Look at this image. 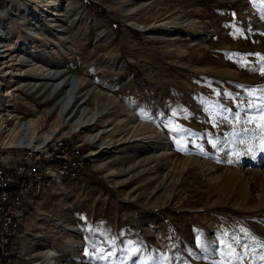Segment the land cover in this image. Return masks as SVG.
Here are the masks:
<instances>
[{"label":"rangeland","instance_id":"1","mask_svg":"<svg viewBox=\"0 0 264 264\" xmlns=\"http://www.w3.org/2000/svg\"><path fill=\"white\" fill-rule=\"evenodd\" d=\"M5 1L10 0L0 3ZM57 3L65 16L50 15L52 8L46 12L40 6L26 19V8L0 29L13 26L20 42L24 24L35 28L43 39L35 38L33 44L44 47L33 59L68 69L74 84L78 77L79 85L88 84L93 99L86 102L91 108L86 117L93 111L97 116L84 129L94 132L100 121L96 118L106 113L99 117L106 120L105 132L94 144L102 143L98 155L112 170L104 174L105 167L93 165L90 143L75 133L63 136L86 154V169L77 179H62L59 193L46 191L59 200L44 205L48 214L42 211V195L32 203L22 219L26 248L47 237L48 247L61 253L66 264L264 263L259 259L264 253L259 247L264 243V207H241L260 198L258 174L264 164L242 162L238 175L224 170L229 159L244 161L262 139L255 124H237L235 114L241 121L256 115L247 103L264 88V6L252 0H70L72 7L63 0ZM139 10L142 13L135 15ZM55 17L64 21L59 31L51 27ZM27 55L23 49L1 60L19 72L17 68L28 66L11 63ZM31 75L0 77V89L18 95L13 112L24 119L41 114L48 125L55 112L48 110L46 92L31 94L20 84L38 81ZM253 90L255 96L250 97ZM8 98L0 96V102ZM134 120L141 125L131 126ZM8 149L11 159L22 155L18 148ZM130 166L128 173L122 171ZM141 168L145 177L129 178ZM156 180L161 184L153 189ZM68 205L73 229L53 218ZM241 228L255 239L245 238ZM66 234L74 246L64 241ZM233 236L249 245H234L240 261L227 257L221 243H232Z\"/></svg>","mask_w":264,"mask_h":264},{"label":"bare ground","instance_id":"2","mask_svg":"<svg viewBox=\"0 0 264 264\" xmlns=\"http://www.w3.org/2000/svg\"><path fill=\"white\" fill-rule=\"evenodd\" d=\"M11 1L13 3L18 2L19 5L17 4L18 6L13 7ZM63 1H66V6L70 5L69 4L70 0L69 1L63 0ZM28 2H32V3L29 5ZM28 5L31 7V9L27 7ZM60 5L61 4L57 3V0H10V1L2 2L0 3V16L2 19L0 21V27H2L1 24L2 25L4 24L5 26L11 25V23L14 20H16V18L26 8H27L26 10L28 11L25 14H23L24 18H26L28 15L31 16L35 11H37V9L40 6H43L46 12H49L48 8H52L49 12L50 15L65 16L66 10L65 9L62 10V7ZM70 7L72 6L70 5ZM144 8L146 9L147 7L143 6L142 9ZM141 10H139L135 15H140L142 13ZM148 16L149 17L152 16V12L148 13ZM28 17L26 19H29ZM52 20L54 23L51 25V27L54 26L56 27V31H59L60 26H63L64 21H62L61 18L58 19L57 17L52 18ZM22 35H23V40L17 42L19 32L17 30H14L13 26L9 27L6 30H3L2 28L0 29V49H1L0 64L2 65V68H0V77L8 76L9 74L23 75V73H27V72L32 74L31 75L32 78L38 81L24 82V83L22 82L20 84L24 87L25 90H28L26 92H29L31 94L33 93L32 91L35 90L46 92V100L51 102L50 103L51 105L49 106L48 110L55 112V117L48 125L47 124L45 125L44 118L42 117L41 114L38 115L35 114V116L27 117L24 119V117L12 111L15 106V103L18 102L17 99L18 95L12 92L13 89H6V88L0 89L2 90L0 96H6V95L9 96V98L6 101H4L5 102L4 104L0 102V144L1 147L4 148V149H0V156L5 155L6 160L9 162L13 154L8 149L11 146L18 148L17 149L18 154L27 156V153L24 150L25 147H28L37 152L41 150L49 142L61 138L63 136L75 133L77 137L81 139L83 142H88L92 145V147H94L88 150V155L92 156L93 158L92 160L95 161L93 165L96 168L105 167L104 174H106L108 171H111L112 169L109 170V168L106 166L107 164H105V161H101L99 157L100 155H98L101 148L103 147V146L102 147L99 146L102 143H100L98 146L94 144L97 141L94 140L95 138H97V135L103 134L105 132L103 123L106 120L104 118H99V117H101L106 113L104 112L102 114L99 113L100 115L96 118V121L97 120L100 121L95 124L96 127L94 132L88 133L84 129L85 127L94 124V122H92L91 119L92 117L97 116V114H95V111H93L90 118L86 117L89 110H91V108L87 106L88 104L86 102L92 97L89 88H87L88 84L85 83L82 86L79 85L80 80L78 76H77L78 83L74 84L72 81L73 79H71L72 74L69 73L68 69H64L63 67H55V66L53 67L49 64V61L45 62V65H43L42 63H39L33 59V56L42 53L44 47L42 43L33 44L35 38H38L40 40L43 39V35L39 32H36L35 28H32L31 26L24 24V26H22ZM13 45H15L14 47H16V49H12ZM23 49H28V55L18 59L20 60L19 63L15 62L11 64H19L20 66H28V67L20 68V69L17 68L19 72L16 71L13 72V70H9L7 64H5V60H1V59H3V57L5 56L6 57L11 56V53L13 51L19 52L20 50ZM11 79H15V78H11ZM0 85H1V79H0ZM100 97L97 98V102L100 101ZM98 108H100L99 105ZM117 120L119 119H116V121ZM139 125H141L140 120L138 121L134 120L133 123L131 124V126H133L134 128H137V126L139 127ZM132 135L130 137H132ZM260 145H261V141L258 142L256 147L251 148L245 155L244 161L243 160L241 161L240 159L235 161L232 160L233 163H231L227 169H224L227 170L226 172L227 175L229 174L238 175L237 166L241 165L242 162L243 164H251L253 166L264 164V151L261 150ZM1 157L4 158V156ZM145 159L147 158H144L143 160ZM189 162L191 163L193 161H189ZM182 164H184V162ZM130 168L132 167L131 166L126 167L122 169V171L128 173L130 171ZM143 170H144L143 168L135 170L133 174L129 175V178L131 179L133 175H137V174H139L140 177L144 176V174H142ZM154 172L155 170L153 171V173ZM258 176H259L258 186L260 188V193H261L260 198L252 203L243 204L241 207L244 209L257 210L260 209L261 207H264V167L262 171L258 174ZM61 180H62L61 178H57L52 183L51 187L49 188L52 189L51 193H59L58 192L59 188L60 187L63 188V184ZM112 182L114 181L112 180ZM155 182H157V184L153 187V189L155 187L160 186L161 184V181L156 180ZM47 190L43 192L44 194L43 193L41 194L42 198L40 201L42 205V211L45 214L47 213V206L49 205V203H52L53 201L56 202L59 201L57 200V197L54 196L55 194L54 195L50 194L49 192H46ZM35 200H33L32 203ZM45 204H47V206H44ZM70 211H71V205H68V207H66L65 209V213L62 214L55 213L54 215L53 214L52 215L55 220H61L62 226L66 227V229H73L74 224L71 222V218H68ZM23 232L24 230H22L21 233L20 254L17 260V264H24L25 260H29L31 264H44V263L66 264L65 262H62V258H60V256L62 255L61 253L59 254L55 253V250L48 247L47 237L42 240H39V243L38 245L36 244L37 245L36 247L32 249H27L25 246L26 245L25 233ZM64 241H67L72 245L75 242L71 238H69L67 234L64 236ZM22 249L23 251H26L23 253L25 254L24 258H22L23 256L21 255ZM254 264H260V263L257 260Z\"/></svg>","mask_w":264,"mask_h":264},{"label":"built area","instance_id":"3","mask_svg":"<svg viewBox=\"0 0 264 264\" xmlns=\"http://www.w3.org/2000/svg\"><path fill=\"white\" fill-rule=\"evenodd\" d=\"M27 156L18 155L8 163L0 156V264H17L20 254L22 219L32 201L57 179H77L85 172L87 160L79 145L61 137Z\"/></svg>","mask_w":264,"mask_h":264},{"label":"snow or ice","instance_id":"4","mask_svg":"<svg viewBox=\"0 0 264 264\" xmlns=\"http://www.w3.org/2000/svg\"><path fill=\"white\" fill-rule=\"evenodd\" d=\"M257 2H259L261 6H264V0H252L253 4H256ZM261 71L264 72V69H262ZM255 91L256 90L250 91L248 93V95L250 97H254ZM259 91L262 93V95L259 97H256L255 99H250L247 103V108L252 110L253 112H255L256 115H249V116H247V118L245 120L241 121V117H240L239 113H237V114H235V121L237 124H239V123L255 124V127L261 130V138L262 139H261L260 147H261V150L264 151V88L260 89ZM256 99L260 100L259 104L256 103ZM224 119L227 120V117H224ZM257 121H259V122L257 123ZM172 130L175 131L176 129H172ZM254 130L255 129H247V128L244 129L245 132L254 131ZM209 142L212 143L213 147H216L215 143H213L212 141H209ZM177 143L179 144L180 142L177 141ZM241 143H244V141L241 140ZM179 150L183 151L184 149H179ZM200 151H201L202 155H206L203 148H201ZM228 163H233V161L229 160ZM240 231L244 234L245 238L255 239V237H252L250 235V233L248 232L247 229L241 228ZM225 235H227V233H225ZM221 243L225 244V247L227 249L226 256L230 257V258H234L237 261L241 260V255H240V253L236 252L234 245H239L244 249L249 248V245L246 243L241 245V238L237 237V236L232 237V243H228V242L223 241V240L221 241ZM259 247L264 248V243L260 244ZM100 258L104 259L105 257L101 256ZM259 259L261 261H264V253L260 254ZM228 264H232L231 259L228 260Z\"/></svg>","mask_w":264,"mask_h":264}]
</instances>
